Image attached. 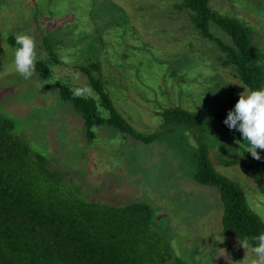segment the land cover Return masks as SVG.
<instances>
[{
	"label": "rangeland",
	"instance_id": "374dc122",
	"mask_svg": "<svg viewBox=\"0 0 264 264\" xmlns=\"http://www.w3.org/2000/svg\"><path fill=\"white\" fill-rule=\"evenodd\" d=\"M183 2L0 0V113L14 121V135L44 155L81 197L88 192L90 201L108 205L151 204L184 264H264L237 238L223 235L219 191L195 180L194 130L169 127L146 144L105 125L95 127L96 138L89 141L83 117L60 96L59 81L98 100L77 66L99 62L105 90L138 132L160 131V111L192 112L207 132L217 171L243 187L264 221V180L257 183L243 165L221 164L237 154L233 146L239 140L226 134L214 115L234 86L253 119L249 131L262 140L249 148L253 156L264 149V100L241 82L235 68L222 64L225 54L195 28L188 10L178 8ZM210 6L252 29L264 67V0H210ZM210 31L233 46L213 22ZM47 45L74 66H52ZM36 60L51 66V79H40Z\"/></svg>",
	"mask_w": 264,
	"mask_h": 264
},
{
	"label": "trees",
	"instance_id": "16d2710c",
	"mask_svg": "<svg viewBox=\"0 0 264 264\" xmlns=\"http://www.w3.org/2000/svg\"><path fill=\"white\" fill-rule=\"evenodd\" d=\"M178 8L188 10L195 28L225 54L222 64L235 68L241 82L264 100V67L253 46L252 29L214 11L210 0H184ZM211 22L228 34L233 46L210 31ZM9 39L17 46L14 36ZM48 53L52 66H74L56 56L52 47L48 46ZM49 66L43 60L35 61L43 81L52 78ZM77 68L87 76L88 86L98 100L76 93L67 83L59 81L57 86L61 98L71 102L83 117L88 140H95V127L105 125L146 144L169 132V127L186 126L194 130L198 161L195 180L219 191L223 235L237 238L264 258V221L251 208L243 187L217 171L210 158L207 132L196 116L180 107L160 111L158 114L164 120L160 131L144 135L114 106L105 90L101 64ZM102 109L107 115H103ZM214 115L225 133L239 140L233 146L237 154L223 158L221 164L243 165L257 183L263 181L264 149L253 156L249 151L261 145L262 140L249 131L253 119L234 86L229 88L227 100ZM14 129V121L0 113V264H184L175 255L151 204L137 201L108 205L90 201L85 195L88 192H84V199L44 155L17 138Z\"/></svg>",
	"mask_w": 264,
	"mask_h": 264
}]
</instances>
